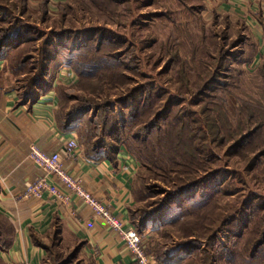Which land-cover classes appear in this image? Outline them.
<instances>
[{"label": "rangeland", "instance_id": "rangeland-1", "mask_svg": "<svg viewBox=\"0 0 264 264\" xmlns=\"http://www.w3.org/2000/svg\"><path fill=\"white\" fill-rule=\"evenodd\" d=\"M250 33L218 0H0L7 81L26 99L48 70L83 146L119 130L147 254L198 248V263L264 264V67L248 60ZM12 233L0 213V252ZM53 234L47 264L81 263Z\"/></svg>", "mask_w": 264, "mask_h": 264}, {"label": "crops", "instance_id": "crops-1", "mask_svg": "<svg viewBox=\"0 0 264 264\" xmlns=\"http://www.w3.org/2000/svg\"><path fill=\"white\" fill-rule=\"evenodd\" d=\"M218 1L250 29L255 50L252 61L260 64L264 57V0ZM2 67L0 61V213L13 224L15 235L9 249L1 251L0 256L9 263L44 264L47 248L36 243L33 235L45 242L51 233L60 230L63 242L69 238L83 244L84 261L135 264L134 254L119 234L78 198L67 205L47 192L41 197H22L28 185L44 174L29 158L30 147L36 144L47 153L60 152L67 171L81 179L82 185L127 226H133L131 209L138 168L135 157L121 146L115 156L97 160L87 156L82 144L78 155L68 156L64 144L74 131H64L58 123L55 92L34 101L28 96L23 99L21 92L7 81ZM149 255L160 264L154 254Z\"/></svg>", "mask_w": 264, "mask_h": 264}, {"label": "built area", "instance_id": "built-area-1", "mask_svg": "<svg viewBox=\"0 0 264 264\" xmlns=\"http://www.w3.org/2000/svg\"><path fill=\"white\" fill-rule=\"evenodd\" d=\"M64 150L70 157L76 156L82 151L76 133H71L65 140ZM29 158L43 170L44 174L28 185L22 195L23 198L41 197L43 193L47 192L56 201L70 205L73 198L76 197L89 205L96 216L105 220L119 234L134 254L135 264H157L147 254L139 231L133 226H127L123 219L114 214L106 203L82 185L81 179L67 171L60 152L47 153L33 144L30 147Z\"/></svg>", "mask_w": 264, "mask_h": 264}, {"label": "trees", "instance_id": "trees-1", "mask_svg": "<svg viewBox=\"0 0 264 264\" xmlns=\"http://www.w3.org/2000/svg\"><path fill=\"white\" fill-rule=\"evenodd\" d=\"M4 39L5 38H3L2 41H0V52L5 46L8 45L7 44L8 40L5 41ZM250 44H251L250 45L251 46V50H249L250 54L248 56V60L252 61L253 54H254L255 50H254V47H253V44H252L251 40H250ZM48 58H49L50 62L54 60L53 56L47 57L46 59H48ZM46 61H48V60H46ZM259 65L261 67H264V57H263V59H262V61H261V63ZM47 72H48V70H46V71H44V73H42V77L43 76L46 77L45 79L39 81L38 83L32 84V86L35 87V91H31L30 90L29 93H26L30 100H33V101L34 100H38L44 93L46 94V93L49 92V90H50L49 87L52 86V83H50L49 79H47ZM30 86H31V84L29 85V87ZM62 115H61V111L59 109L58 113H57V120H58L59 125L61 126V128L64 131L78 130L82 126L83 122L76 120L78 115H74L73 113H68V114H66L64 116H62ZM154 127H155V124L152 122V123H150L148 125V127H147L148 129L147 130H150V128H154ZM112 128L113 129L111 131H109L107 133V135H105L106 137H108V139H110V143L109 142H105L104 139L101 140L100 138H102V137H98L100 140L98 139V142H96L95 144H91V142H88V141L86 143L84 142V144L86 145V146L85 145L84 146H85V150H86L87 156L99 160V159H102L104 157H113V156H115L116 153L119 151L121 146H124L128 150V148L126 147V144H125V140L122 139L120 141V137H116V135L118 134L119 130L113 131L115 127H112ZM146 132H149V131H146ZM92 136H96V135L93 134ZM79 138H80V136H79ZM243 138H245V137L243 136ZM186 188H187L186 186H183L181 189L177 190V192L175 194L180 193L181 191L185 190ZM133 193H134V187H133ZM132 211L133 210L131 209V219H132V223H133ZM9 224H10V226L12 228V231H13V233H12L13 234V238H12V240H10L9 242H7L4 245V247L1 249V251L8 250L9 247L11 246L13 240H14L15 228H14L13 224L10 221H9ZM138 231H139V229H138ZM53 233L54 234L52 235L51 239H54L53 237L56 235L57 238H59V240H61L62 237L60 235V230L59 231H55ZM139 233H141V232L139 231ZM33 240L36 243H38V244L44 245L47 248V254H48V252H49L48 249H49V246H50L49 243L47 244L46 242H43V240H41L39 237H36L35 235H33ZM82 246H83V244L79 243L78 247H76V249H75V252H77V253L80 252L81 253ZM190 249H191L190 253H189V255H187L188 260H186L187 257H183V256L182 257H177V258L176 257L175 258L170 257L171 253H168L167 251H161L160 252V251H157L156 249H153L152 251H151V249H148V253L155 254V256L158 258L160 264H209L208 262H205L204 259L202 260V262L198 263V260L196 261V259L194 257V254H196L195 252L197 251L198 248H190ZM81 255H82V253H81ZM44 264H47V259L46 258L44 259ZM79 264H93V263L90 260L89 261L82 260V262L79 263Z\"/></svg>", "mask_w": 264, "mask_h": 264}]
</instances>
